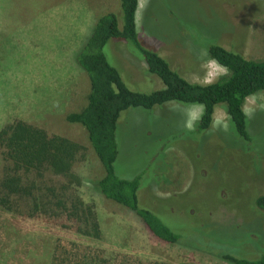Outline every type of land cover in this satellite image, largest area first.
I'll return each instance as SVG.
<instances>
[{
    "label": "rangeland",
    "instance_id": "1",
    "mask_svg": "<svg viewBox=\"0 0 264 264\" xmlns=\"http://www.w3.org/2000/svg\"><path fill=\"white\" fill-rule=\"evenodd\" d=\"M109 11L120 17L119 0H0V129L22 120L82 146L72 167L79 185L48 170L36 182L42 191L61 188L67 201L91 204L101 234L77 233L74 222L49 219V212L26 218L25 206L0 208V264H230L219 258L222 240L241 245L240 253L264 251V211L256 205L264 195L262 111L247 122L250 143L232 126L227 133L211 125L185 130L174 110L180 103L121 112L115 170L124 178L142 173L139 205L179 233L180 244L156 239L131 211L93 189L101 164L85 129L66 115L81 110L89 92L76 53ZM136 24L140 37L191 82L199 83L195 73L203 75L198 55L206 38L264 60V0H150L146 10L139 0ZM129 47L118 39L104 47L126 85L141 92L161 88ZM216 109L221 115L224 108ZM5 164L0 155V174ZM28 179L36 180L32 173Z\"/></svg>",
    "mask_w": 264,
    "mask_h": 264
},
{
    "label": "trees",
    "instance_id": "2",
    "mask_svg": "<svg viewBox=\"0 0 264 264\" xmlns=\"http://www.w3.org/2000/svg\"><path fill=\"white\" fill-rule=\"evenodd\" d=\"M138 5L139 0H119L120 17L116 12L109 11L95 21L75 56L89 80L86 104L81 110L68 113L66 120L85 129L90 146L101 164L103 174L92 181L93 189L131 211L156 239L180 244L179 233L153 211L139 205L138 189L142 173L124 178L115 170L119 155L116 132L120 114L130 107L151 110L170 102H198L207 106V113L196 128L203 132L211 125L214 106H223L231 116L235 134L250 143L248 119L242 114L241 105L245 96L264 91V60L248 59L205 37L201 47L226 66L229 75L220 77L210 86L191 82L140 37L136 24ZM110 39L128 42L134 54L146 65L147 71L160 79L162 87L149 92L131 90L104 53ZM0 148L1 161L6 162L0 174V208L13 212L25 206L22 215L26 218L48 212L51 215L49 219L64 216L76 224L73 230L77 233L100 237V225L91 204L79 198L72 201L63 199L58 193L60 187L57 190L47 187L44 192L36 182L48 170L64 178L68 184L79 185L81 179L72 170L76 156L82 150L79 143L60 136H48L42 129L16 120L0 129ZM30 173L36 180L28 179ZM256 205L264 211V195L257 198ZM60 227L69 228L65 222ZM218 244L225 248L219 258L230 264H264L263 250L250 254L245 249L247 245H243L245 252L240 253L238 248L241 245L233 241L222 240Z\"/></svg>",
    "mask_w": 264,
    "mask_h": 264
},
{
    "label": "clouds",
    "instance_id": "3",
    "mask_svg": "<svg viewBox=\"0 0 264 264\" xmlns=\"http://www.w3.org/2000/svg\"><path fill=\"white\" fill-rule=\"evenodd\" d=\"M149 2L150 0H143V7L145 10ZM198 60L200 61V73H203V75L195 73L194 76L202 86H210L216 83L220 77L229 75V69L220 64L215 58H212L206 49L201 50L198 55ZM179 103L181 107L174 110L178 111L182 116L180 126L187 131H195L207 113V106L198 102L190 104H184L183 102ZM220 111L222 114L217 115V109L214 106L213 116L211 118V131H223L227 133L232 126L231 116L226 108ZM241 111L248 120L253 119L257 111L264 112V94L250 93L245 96L241 105Z\"/></svg>",
    "mask_w": 264,
    "mask_h": 264
}]
</instances>
